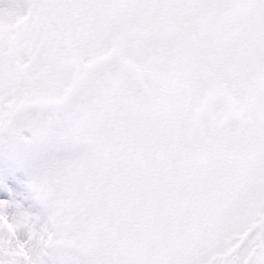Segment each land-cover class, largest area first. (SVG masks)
I'll list each match as a JSON object with an SVG mask.
<instances>
[{"label":"snow or ice","instance_id":"6c2138e0","mask_svg":"<svg viewBox=\"0 0 264 264\" xmlns=\"http://www.w3.org/2000/svg\"><path fill=\"white\" fill-rule=\"evenodd\" d=\"M0 264H264V0H0Z\"/></svg>","mask_w":264,"mask_h":264}]
</instances>
